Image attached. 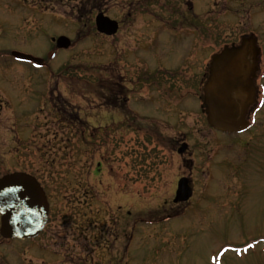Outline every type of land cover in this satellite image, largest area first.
Listing matches in <instances>:
<instances>
[{
    "label": "rangeland",
    "instance_id": "obj_1",
    "mask_svg": "<svg viewBox=\"0 0 264 264\" xmlns=\"http://www.w3.org/2000/svg\"><path fill=\"white\" fill-rule=\"evenodd\" d=\"M156 1L0 0V177L35 175L52 209L37 239L0 237V264H264V72L262 104L241 134L210 130L197 98L210 56L242 34L258 37L264 63V5L188 0L191 10L180 0L177 10L166 0L173 11L155 13ZM100 12L120 22L114 37L95 33ZM181 12L207 21L172 25ZM58 36L72 47L55 50ZM181 177L193 195L175 205ZM70 210L103 222L91 223L86 254L84 238L70 249Z\"/></svg>",
    "mask_w": 264,
    "mask_h": 264
},
{
    "label": "water",
    "instance_id": "obj_2",
    "mask_svg": "<svg viewBox=\"0 0 264 264\" xmlns=\"http://www.w3.org/2000/svg\"><path fill=\"white\" fill-rule=\"evenodd\" d=\"M99 33L113 35L117 24L102 14L95 19ZM65 37L56 40V47L67 49ZM251 53L252 64L246 60ZM259 49L253 36L243 38L238 46L224 47L211 57L208 79L203 87V112L207 123L223 133H240L248 127L247 114L255 101L253 79L257 71ZM17 60L37 66L43 60L12 53ZM182 145L179 152L184 151ZM191 196L187 182H179L175 202ZM48 217V203L37 181L24 173H11L0 178V236L4 239L27 240L37 237Z\"/></svg>",
    "mask_w": 264,
    "mask_h": 264
},
{
    "label": "flooded vegetation",
    "instance_id": "obj_3",
    "mask_svg": "<svg viewBox=\"0 0 264 264\" xmlns=\"http://www.w3.org/2000/svg\"><path fill=\"white\" fill-rule=\"evenodd\" d=\"M167 6L169 7L170 11H173V4H172V2H170L169 4H167ZM181 6H182V4H181ZM176 7H180V6L177 5ZM176 9L178 10V8H176ZM180 9H181V7H180ZM171 14H173V12H171ZM184 15H185L184 12H181V18L180 19H176V21L178 23H184L186 21V19L183 17ZM144 21L145 22L148 21L149 23H152L153 22V20H151V19H144ZM119 24H120V22H119ZM121 133L123 134V127H122ZM121 137H123V135H121ZM38 182H39L40 186L42 187V189L44 190V192L46 193L47 200L50 203V200H49L50 199V195L48 194V192L46 190V186L40 180H38ZM85 193H86V191H85ZM85 193H84V195H85ZM51 214H52V209L50 208V204H49V215H48V219H47L46 225L44 226L41 234H43L44 231H46L47 226H49L52 223V215ZM68 214L69 215H68V218H67V222L69 224L68 229L70 230V235L69 236H70V239H71L69 241V243H71L70 244V249H72V247L74 248L76 246L77 242L79 240H81L82 238H84L85 246L83 248H84L85 254H86V249L88 248V244L89 243L92 244V226H91V223L94 224L95 227H99L100 226L101 229H102L103 228V222H98V220H96V222H93V218L91 216L89 217V219H87V213H84L85 215L82 214V216H80L79 213L78 212H75L74 210H70ZM62 218H60L59 221H61ZM62 222L66 223V220H64V221L62 220ZM107 234H108V232H107ZM99 235H102V233H99ZM38 237H40V236H38ZM86 241H88V244L86 243ZM62 245L63 246H66L63 243H59V248H58L59 250H61ZM83 248H81V249H83ZM60 252L61 251H59L58 254L61 257V253ZM83 257H84V255H81L78 258L79 259V262L83 259ZM85 260L86 261L83 260V264H87L88 256L85 257Z\"/></svg>",
    "mask_w": 264,
    "mask_h": 264
},
{
    "label": "trees",
    "instance_id": "obj_4",
    "mask_svg": "<svg viewBox=\"0 0 264 264\" xmlns=\"http://www.w3.org/2000/svg\"><path fill=\"white\" fill-rule=\"evenodd\" d=\"M117 82H114V84H113V86H112V92L114 93V95L115 94H117V95H119V94H122V93H124V89H120L119 87H117ZM111 90V89H110ZM122 90H123V92H122ZM116 96V95H115ZM110 99H112V98H110ZM58 113H61V112H58Z\"/></svg>",
    "mask_w": 264,
    "mask_h": 264
}]
</instances>
